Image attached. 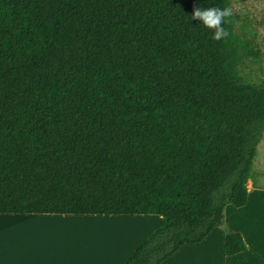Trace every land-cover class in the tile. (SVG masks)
Here are the masks:
<instances>
[{
	"label": "trees",
	"instance_id": "16d2710c",
	"mask_svg": "<svg viewBox=\"0 0 264 264\" xmlns=\"http://www.w3.org/2000/svg\"><path fill=\"white\" fill-rule=\"evenodd\" d=\"M231 0H0V214L158 215L161 264L247 202L264 133L258 49L192 19ZM246 249L225 231L224 253Z\"/></svg>",
	"mask_w": 264,
	"mask_h": 264
},
{
	"label": "crops",
	"instance_id": "0c3cea01",
	"mask_svg": "<svg viewBox=\"0 0 264 264\" xmlns=\"http://www.w3.org/2000/svg\"><path fill=\"white\" fill-rule=\"evenodd\" d=\"M252 172L247 202L227 204L223 226L161 264H264V138ZM160 222L158 215L141 214H0V264H126ZM226 229L241 234L245 250L224 253Z\"/></svg>",
	"mask_w": 264,
	"mask_h": 264
},
{
	"label": "rangeland",
	"instance_id": "374dc122",
	"mask_svg": "<svg viewBox=\"0 0 264 264\" xmlns=\"http://www.w3.org/2000/svg\"><path fill=\"white\" fill-rule=\"evenodd\" d=\"M231 8L236 34L259 50L257 57L240 65V73L248 80L264 82V0H231Z\"/></svg>",
	"mask_w": 264,
	"mask_h": 264
},
{
	"label": "clouds",
	"instance_id": "9594fccd",
	"mask_svg": "<svg viewBox=\"0 0 264 264\" xmlns=\"http://www.w3.org/2000/svg\"><path fill=\"white\" fill-rule=\"evenodd\" d=\"M233 14L231 7H195L192 12V19L202 21V24L213 30L212 38L215 40H222L228 37V31L223 27L226 18Z\"/></svg>",
	"mask_w": 264,
	"mask_h": 264
}]
</instances>
